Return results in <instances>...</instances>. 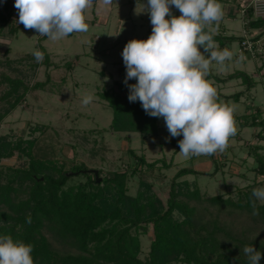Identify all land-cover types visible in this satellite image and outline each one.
<instances>
[{
  "label": "rangeland",
  "instance_id": "rangeland-1",
  "mask_svg": "<svg viewBox=\"0 0 264 264\" xmlns=\"http://www.w3.org/2000/svg\"><path fill=\"white\" fill-rule=\"evenodd\" d=\"M8 2L10 8L14 9L10 21L19 26L15 0ZM146 3V0H113L110 5L105 6L102 0H93L92 6L84 12L85 22L89 24L87 32L72 33L56 41L46 38L42 42L54 64L49 68L41 64L45 58L37 63L32 54L34 50H40L39 39L43 36H39L35 30L25 29L24 26H20L17 34L12 36L6 27L0 38V97L9 88L5 77L21 79L33 86L38 82H45L46 74L49 73L53 82L46 87V91L31 92L26 102L7 116L0 127L3 140H15L19 137L36 139L35 154L41 158H75L89 169L102 170V178L108 177L110 172L125 171L131 167L133 159L128 153L127 143L116 135L97 133L102 128H109L112 113L106 104L98 101L96 93L101 91L104 84L110 86L119 79L118 68L124 63L122 51L126 44L133 39L148 38L152 25L149 13L144 7ZM248 3V0L221 2L222 18L204 27L214 34L244 38L250 45L255 46L251 54L241 55L239 43H233L228 49L233 54L231 60H226L224 65L213 61V73L221 78L226 79L239 72L253 76L259 84L251 91L246 90L240 79H228V82L219 84L215 78L208 79V74L205 76L219 92L216 102L231 107L232 115L237 116L250 114L257 106L264 112V36L259 41L252 40L264 32V28L249 27L243 10ZM237 5L240 9L236 8ZM171 14L177 17L181 15L174 6L171 7ZM67 63L73 69H68ZM100 72H104V75H100ZM238 92H244L239 102L220 97ZM89 95L93 100L84 105L82 101ZM5 107L4 103H0V110L4 111ZM78 118L81 121H77ZM43 126L50 127L45 136L33 131ZM235 127L236 134L229 138L226 150L214 154V158L220 163V172L214 173L215 178L192 174L179 179V182L187 181L190 185L196 182L201 200H189L184 195L180 196V200L188 201L197 208L198 221L201 223L210 225L217 221L230 235L222 232L219 234L220 239L227 248L236 252V256L243 263L248 259L243 252L245 245L264 251V216L261 213L253 215L247 211L241 212L209 201L217 196L237 201L239 190H245L249 186L252 190L264 187V176L257 177L251 170L254 159L244 150L246 143L264 146V140L256 136L261 128L241 129L238 133V122H235ZM92 130L96 132L91 133ZM129 136L133 140L131 149L140 156L145 155L149 163L157 162L153 171L144 173V179L147 184L153 185V191L165 204L171 182L181 169L214 171L215 161L210 155L185 159L180 154L177 149L178 141L183 137H171L165 121L159 123V136L155 139H145L139 134ZM173 139L175 141L171 143ZM261 153L264 154V151L261 150ZM163 160L166 164L171 163V168H165ZM24 161L15 156L1 165L22 167L25 165ZM129 186L131 194L135 195L139 181L133 180ZM258 203L264 205V201L258 200ZM50 238L61 253H78L77 249L67 243ZM142 239L144 250L147 251V237L143 236Z\"/></svg>",
  "mask_w": 264,
  "mask_h": 264
},
{
  "label": "trees",
  "instance_id": "trees-1",
  "mask_svg": "<svg viewBox=\"0 0 264 264\" xmlns=\"http://www.w3.org/2000/svg\"><path fill=\"white\" fill-rule=\"evenodd\" d=\"M224 1L229 0H218L219 3ZM236 8L240 9V6L237 5ZM13 14L14 9L10 8L8 0H0V38L6 27L14 36L19 27L23 26L11 23ZM244 15L250 28H264V19L255 18L253 7H247ZM151 31L152 29L148 31V37ZM204 31L213 35L216 44L214 50L217 51L229 49L236 42L241 46L245 41L244 38L214 34L206 28ZM263 36L264 32H261L252 40L258 41ZM46 38L41 37L38 45L45 58L41 64L49 68L54 64L42 44ZM246 54L248 52L241 53ZM205 56L207 58V54ZM67 66L68 69H73L70 63ZM207 74L208 79L215 78L219 84L228 82V79H240L247 91L259 84L246 72L231 74L226 79L216 76L213 73V62ZM100 75L103 76L104 72H100ZM118 76L119 79L113 81L112 85L104 84L101 91L96 93L98 101L106 104L112 113L109 128H102L97 133H109L123 139L133 159L131 167L125 171L110 172L99 184L94 175L83 173L89 168L75 158L56 156L44 159L36 155V139L19 137L6 141L0 136V235H9L14 241L31 244L34 264H249L248 259L240 262L236 252L227 248L220 239L219 234L227 232L217 221L210 225L201 223L198 221L197 208L188 201L180 200L182 195L189 200H201L196 182L190 185L187 181L179 182V179L192 174L215 178L214 173L220 172V163L214 158V154L210 155L215 161L213 173L184 168L176 174L167 193L166 204L153 191V185L147 184L144 173L153 171L157 162L149 163L145 155L140 156L131 149L133 140L129 134L155 139L159 136V123L164 119L148 115L139 101L129 102V89L124 83V63L118 68ZM5 82L9 88L0 97V103L6 105L4 111L0 110V127L11 112L26 102L31 92L46 91V87L51 86L53 81L47 73L45 82H38L33 86L11 77H5ZM136 82V79H131L128 84ZM243 95L244 92H238L220 97L239 102ZM253 109L250 114L233 115L240 127L237 132L241 129L261 128L256 136L264 140V112L258 106ZM77 121L81 119L78 118ZM49 129V126H43L33 131L45 136ZM94 132L96 130L91 131ZM174 141L175 139L171 140V143ZM177 149L180 151L179 146ZM244 150L254 159L251 170L257 177H263L264 154L261 150L264 151V146L251 142L246 143ZM15 156L24 159L25 165H1ZM162 162L165 168H171V163L166 164L164 160ZM69 173L74 175L68 176ZM102 174L100 170V177ZM133 180L139 181L135 195L131 194L129 186ZM252 191L251 186L239 190L237 201L224 199L223 196L209 201L252 213ZM256 206L264 216V205L257 201ZM29 216L31 223L26 219ZM227 235L230 236L228 233ZM49 236L74 247L78 253H61L54 247ZM143 236L148 240L147 251L144 250ZM259 251L264 254L263 250ZM259 264H264V255Z\"/></svg>",
  "mask_w": 264,
  "mask_h": 264
},
{
  "label": "clouds",
  "instance_id": "clouds-1",
  "mask_svg": "<svg viewBox=\"0 0 264 264\" xmlns=\"http://www.w3.org/2000/svg\"><path fill=\"white\" fill-rule=\"evenodd\" d=\"M112 2L102 0L105 6ZM92 4L93 0H15L14 7L17 23L56 41L89 30L84 12ZM172 6L180 16L171 14ZM144 7L151 34L146 40H130L122 51L129 102L139 101L148 115L163 117L171 137H183L178 145L185 159L225 151L236 134L233 110L216 102L217 91L205 79L213 61L224 65L233 55L228 49L214 50L213 35L204 31L205 25L222 18L221 4L218 0H147ZM32 54L37 63L44 58L38 49ZM131 79L137 82L128 84ZM92 100L89 95L82 102L88 105ZM251 195L252 214L259 215L256 202L264 201V187L254 188ZM26 219L31 223L30 216ZM32 251L31 244L0 235V264H34ZM243 252L249 264H259L264 255L249 245Z\"/></svg>",
  "mask_w": 264,
  "mask_h": 264
},
{
  "label": "built area",
  "instance_id": "built-area-1",
  "mask_svg": "<svg viewBox=\"0 0 264 264\" xmlns=\"http://www.w3.org/2000/svg\"><path fill=\"white\" fill-rule=\"evenodd\" d=\"M248 2L249 3L246 6V8L249 6L253 7L255 18L264 19V0H248ZM246 8L243 9L244 12ZM254 48L255 46L250 45L248 42L244 41L240 46V51H241L240 53L248 52L251 54L254 51Z\"/></svg>",
  "mask_w": 264,
  "mask_h": 264
},
{
  "label": "water",
  "instance_id": "water-1",
  "mask_svg": "<svg viewBox=\"0 0 264 264\" xmlns=\"http://www.w3.org/2000/svg\"><path fill=\"white\" fill-rule=\"evenodd\" d=\"M83 173L94 175L97 183L99 184L102 182V177H100L98 169H88V170L83 171ZM71 175H74V174L73 173L68 174V176H71Z\"/></svg>",
  "mask_w": 264,
  "mask_h": 264
}]
</instances>
